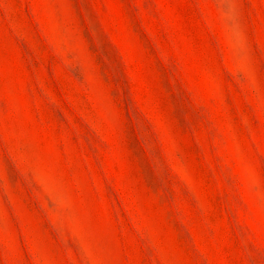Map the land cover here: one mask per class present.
<instances>
[{
  "label": "rangeland",
  "instance_id": "rangeland-1",
  "mask_svg": "<svg viewBox=\"0 0 264 264\" xmlns=\"http://www.w3.org/2000/svg\"><path fill=\"white\" fill-rule=\"evenodd\" d=\"M0 264H264V0H0Z\"/></svg>",
  "mask_w": 264,
  "mask_h": 264
}]
</instances>
